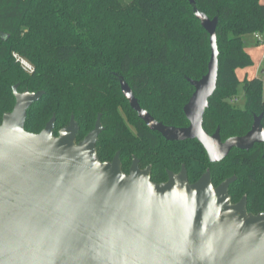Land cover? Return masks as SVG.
I'll return each instance as SVG.
<instances>
[{"label":"trees","instance_id":"16d2710c","mask_svg":"<svg viewBox=\"0 0 264 264\" xmlns=\"http://www.w3.org/2000/svg\"><path fill=\"white\" fill-rule=\"evenodd\" d=\"M194 1L0 0V124L15 106V84L19 91L44 90L28 110L26 130L39 133L56 115L57 135L74 114L80 141L101 113L104 130L96 145L101 161H112L120 151L128 172L135 156L141 168L152 166L156 183L167 181V170L177 173L182 165L191 183L207 169L215 186L236 174L233 201L246 193L264 203L263 146L212 163L197 140L171 142L151 131L121 91L124 78L157 120L189 124L184 106L194 87L187 78L206 74L211 56L209 33L196 16L200 11L218 17L219 76L204 128L209 133L220 128L226 140L245 135L254 114H263L264 125V81H241L237 75V69L254 63L246 47L249 37L264 31V0ZM14 53L29 60L33 72L24 70ZM241 83L243 108L234 102Z\"/></svg>","mask_w":264,"mask_h":264},{"label":"water","instance_id":"95a60500","mask_svg":"<svg viewBox=\"0 0 264 264\" xmlns=\"http://www.w3.org/2000/svg\"><path fill=\"white\" fill-rule=\"evenodd\" d=\"M196 16L209 33L211 56L206 74L187 78L194 87L184 106L187 126L157 120L124 78L120 86L151 131L171 142L197 140L217 163L234 149L264 143L263 115L245 135L226 140L220 128H204L219 76L218 17ZM13 93L15 106L0 124V264H264V212H248L246 197L232 202L236 176L214 186L207 169L191 183L182 165L156 183L136 157L126 173L120 151L105 162L97 154L101 113L80 141L74 114L57 135L56 115L34 133L25 128L28 110L45 91L15 84Z\"/></svg>","mask_w":264,"mask_h":264},{"label":"rangeland","instance_id":"374dc122","mask_svg":"<svg viewBox=\"0 0 264 264\" xmlns=\"http://www.w3.org/2000/svg\"><path fill=\"white\" fill-rule=\"evenodd\" d=\"M123 1L125 3H129V2H131L133 0H123ZM259 33H260V35L262 37L264 36V32H259ZM253 36H256V35L253 34ZM250 43H251V47L254 48L253 52L251 53V57L254 59V63L251 66H248V67H245V68H239L240 69L239 70V75H242L244 72H247L249 78L254 76V75H257L259 78H261L264 81V71H263L264 70V43L257 44L255 42L248 41V44H250ZM15 54H18V55H20V54L19 53H14V57L17 60V57L15 56ZM245 101L246 100H245V94H244V90H243V84L241 83L238 86V93H237V96L235 98V104L238 107L243 108L244 105H245ZM130 165H131V163H130Z\"/></svg>","mask_w":264,"mask_h":264},{"label":"flooded vegetation","instance_id":"af4514ba","mask_svg":"<svg viewBox=\"0 0 264 264\" xmlns=\"http://www.w3.org/2000/svg\"><path fill=\"white\" fill-rule=\"evenodd\" d=\"M255 115H261V114H254V116ZM263 115V114H262ZM262 120H263V117H262ZM254 122V121H253ZM253 125V124H252ZM262 125H263V123H262ZM264 126V125H263ZM252 128V127H251ZM217 130V129H216ZM215 130V131H216ZM214 133V132H213ZM212 134V133H211ZM161 135V134H160ZM162 136V135H161ZM240 136H242V135H240ZM186 142V141H185ZM179 143H182V142H179ZM256 146H263V153H262V158H264V143H256L250 150H248V151H245V150H239V149H234L230 154H229V156L231 155V154H233V153H236V154H238V153H240V152H242V153H246V152H249V151H251V150H253ZM228 156V157H229ZM135 157V156H134ZM133 157V158H134ZM227 157V158H228ZM137 158V157H136ZM226 159V158H225ZM224 159V160H225ZM132 162H133V160H132ZM131 165H132V163H131ZM131 165H130V167H131ZM139 166H140V159H139ZM148 166H150L151 167V171H152V166L151 165H147L145 168H147ZM130 167H129V170H130ZM140 168H141V166H140ZM145 168H141V169H145ZM129 170H128V172H129ZM168 171V170H167ZM128 172H126V173H128ZM176 173V172H175ZM178 173V172H177ZM232 176H236V180L234 181V182H236L237 180H238V176L236 175V174H233ZM232 176H230V177H232ZM212 177V176H211ZM229 178V177H228ZM227 179V178H226ZM223 182V181H222ZM221 182V183H222ZM233 182V183H234ZM232 183V184H233ZM232 184L230 185V187H229V195H230V197H231V200H232V202L234 203V204H236V203H239L244 197H246V207H247V211L248 212H251V213H254V214H258V213H262V212H264V203H261V202H259V201H257V202H255V201H252L251 199H250V197H249V195L248 194H242L241 195V197L239 198V200L238 201H233V197H232V194L230 193V188H231V186H232ZM219 185V184H218ZM217 185V186H218ZM215 186V185H214ZM250 206H252L253 207V209H255L256 211H253V210H250Z\"/></svg>","mask_w":264,"mask_h":264},{"label":"crops","instance_id":"0c3cea01","mask_svg":"<svg viewBox=\"0 0 264 264\" xmlns=\"http://www.w3.org/2000/svg\"><path fill=\"white\" fill-rule=\"evenodd\" d=\"M263 32H264V31H263ZM248 41H250V42H255V43H257V44L264 43V36L262 37V41H259L258 38H257L256 36H253V35H252L251 37L248 38ZM246 50H247V52L251 55V53H252L253 50H254V48L251 47V43L248 44V42H247ZM253 61H254V59H253ZM239 70H240V69L237 70V75H238V77H239V79H240L241 81L244 80V79H251V78H254V77H258L257 75H254V76H252V77L249 78L247 72H244L242 75H239ZM263 71H264V70H263Z\"/></svg>","mask_w":264,"mask_h":264},{"label":"built area","instance_id":"2783aa9c","mask_svg":"<svg viewBox=\"0 0 264 264\" xmlns=\"http://www.w3.org/2000/svg\"><path fill=\"white\" fill-rule=\"evenodd\" d=\"M255 35L259 41H262V36L260 35L259 32H256ZM15 56L17 57V60L20 62L24 70H26L27 72H33L34 67L27 59H25L24 57L18 54H15ZM263 101H264V83H263ZM234 102H235V99H234Z\"/></svg>","mask_w":264,"mask_h":264}]
</instances>
